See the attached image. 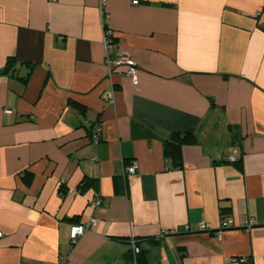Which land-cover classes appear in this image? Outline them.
<instances>
[{"label": "crops", "instance_id": "crops-1", "mask_svg": "<svg viewBox=\"0 0 264 264\" xmlns=\"http://www.w3.org/2000/svg\"><path fill=\"white\" fill-rule=\"evenodd\" d=\"M133 1L0 0V264H264V0Z\"/></svg>", "mask_w": 264, "mask_h": 264}, {"label": "built area", "instance_id": "built-area-1", "mask_svg": "<svg viewBox=\"0 0 264 264\" xmlns=\"http://www.w3.org/2000/svg\"><path fill=\"white\" fill-rule=\"evenodd\" d=\"M106 0H100L101 5L105 3ZM137 0H134L133 3H136ZM263 8H264V4H263ZM259 11L256 12L255 15H259ZM103 45L105 47L106 50V65L108 67V71L112 72L114 70V68L117 67H121L122 68V73L126 76H128L132 83L134 85L137 84L138 80H137V68H136V63L134 62V60L124 51L122 50H116L113 51V54H111L110 50L114 47V39L112 37V32L110 29L105 28L104 33H103ZM103 100L105 101V103L107 105L109 104H113L114 103V99L112 97V94H104L103 95ZM101 131V127L98 123L94 124L92 127V133H93V139L94 141H97L99 138V134ZM233 159V158H232ZM136 165H130L127 167V171L130 174H134L136 172ZM68 191H61V194H66ZM101 203V198L99 196H95L90 204L92 206H97ZM96 222V219L94 217H89L88 220L79 223V224H75L72 225L70 228V240L71 243H76L78 238L87 230L89 229V227L94 224ZM230 225V221L228 220H224L222 222V226L223 227H228ZM209 226L205 223H200L198 225V229L199 230H208ZM3 237V232L2 230H0V238ZM131 248L133 250L134 253L139 252V247L136 245L135 240H131ZM262 260L264 262V256H262ZM56 264H67V260L65 257H60L57 261Z\"/></svg>", "mask_w": 264, "mask_h": 264}, {"label": "trees", "instance_id": "trees-1", "mask_svg": "<svg viewBox=\"0 0 264 264\" xmlns=\"http://www.w3.org/2000/svg\"><path fill=\"white\" fill-rule=\"evenodd\" d=\"M13 63H14V58L9 57L7 59V62L5 64V67L3 68L2 72L9 71L11 69V66L13 65ZM31 68L28 71V73L24 77H22L21 80L23 82L28 81L30 72L32 70ZM193 141H194L193 134H184V133L182 134L179 132H173L170 140L164 144V153L172 159L173 164L175 166H179L180 165V146H181V144L182 143H191ZM236 165L237 166L240 165L239 161L236 162Z\"/></svg>", "mask_w": 264, "mask_h": 264}]
</instances>
